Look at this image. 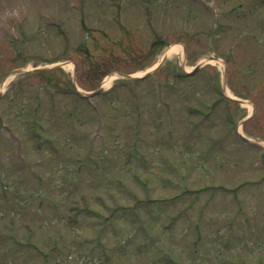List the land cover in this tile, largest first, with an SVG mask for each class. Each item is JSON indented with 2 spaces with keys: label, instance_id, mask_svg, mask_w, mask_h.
<instances>
[{
  "label": "rangeland",
  "instance_id": "1",
  "mask_svg": "<svg viewBox=\"0 0 264 264\" xmlns=\"http://www.w3.org/2000/svg\"><path fill=\"white\" fill-rule=\"evenodd\" d=\"M64 1L0 0V92L9 78L15 81L0 99V263L44 264L37 252L24 251L3 237L10 234L13 213L17 219L13 230L18 236H29L23 228L26 221L38 229L35 250L45 239L50 257L54 255L48 264L57 258L58 264H164L162 256L168 251L186 264H264V148L245 143L236 133L239 125L244 134L264 144V1L214 0L215 4L206 3L209 8L204 9L192 0H153L152 25L142 0H86L83 8L80 0ZM21 15H25L22 49L26 57L8 41ZM53 16L66 18L72 30V46L66 54L76 61L77 83L84 90H93L101 82L93 80V58L107 57L116 69L131 72L139 68V72L160 60L168 46H177L179 52L170 54L145 80L126 79L114 93L97 95L100 111L74 94L51 98V80H58L61 87L72 86L73 63L56 67L49 82L40 71L8 73L52 64L35 56L37 52L51 60L65 56H60L61 37L53 28H45V21ZM82 39L89 53L81 50ZM213 53L229 59L225 70L221 62L210 61L193 77H176L183 66L191 69ZM113 74L108 73L103 82ZM224 79L230 92L254 103L251 118L247 119L253 106L226 99L215 90L217 86L222 89ZM41 89L40 119L58 143L57 152L45 143L44 148H37V141L29 135L41 127L28 124L29 105L38 104ZM132 90L141 97L136 98ZM188 103L200 104L204 112L189 113ZM135 105L142 107L141 137L134 133ZM6 123L13 127L15 142ZM133 139L141 140L137 150ZM216 140V148L206 158L204 151ZM219 142L224 146L219 147ZM23 158L33 164L31 173L24 172ZM135 171L147 180L149 193L134 178ZM35 173L43 179L40 185ZM207 185L220 187L216 196H210L213 187L199 194L190 192ZM229 187L239 189L238 194ZM78 190L89 191L90 206L109 215L110 220L104 222V248L95 241L80 244L76 240L97 236L104 225L99 226L96 218L86 216L71 223L60 216L69 212L70 197L78 196ZM132 192L137 203L127 195ZM98 193L111 206L104 205ZM41 199L45 203L39 204ZM119 204L135 205L138 210L136 214L129 213L131 209L119 211ZM205 205H209L207 210ZM56 207L58 218L50 219ZM182 208L185 216L173 229H164V223ZM230 219L234 220L231 226ZM54 221L62 233L51 228ZM138 224L148 227V235L158 234V240L144 238ZM231 228L235 241L224 248L222 240ZM144 240L148 248L144 245L143 251L138 250L137 244ZM26 244L27 240H21L17 246L27 248Z\"/></svg>",
  "mask_w": 264,
  "mask_h": 264
},
{
  "label": "trees",
  "instance_id": "2",
  "mask_svg": "<svg viewBox=\"0 0 264 264\" xmlns=\"http://www.w3.org/2000/svg\"><path fill=\"white\" fill-rule=\"evenodd\" d=\"M82 44H81V50L84 51L85 53H89V47L87 45V42L85 39H82ZM127 51V50H126ZM114 54V53H112ZM92 55V53H91ZM135 58H138L137 56H134ZM93 58V57H92ZM144 58L138 59L139 62H142ZM93 65H92V71L94 72L93 75V80L98 81L100 78H102L103 75H105L108 71L114 69V62L112 59L105 57V59H102L101 61L99 60H94L92 59Z\"/></svg>",
  "mask_w": 264,
  "mask_h": 264
},
{
  "label": "bare ground",
  "instance_id": "3",
  "mask_svg": "<svg viewBox=\"0 0 264 264\" xmlns=\"http://www.w3.org/2000/svg\"><path fill=\"white\" fill-rule=\"evenodd\" d=\"M174 52H179V48H178L177 46H172V47H170V48L166 51V55H170V54H172V53H174ZM116 77H117L116 75H113V76H109L108 78H106L105 81H104V86H105L106 88L109 87V86H111V85L113 84V82H114V80H115ZM11 79H12V78H9V79L6 81L4 87L6 86V84H7ZM245 101H246V100H245ZM245 103H247V102H245Z\"/></svg>",
  "mask_w": 264,
  "mask_h": 264
},
{
  "label": "water",
  "instance_id": "4",
  "mask_svg": "<svg viewBox=\"0 0 264 264\" xmlns=\"http://www.w3.org/2000/svg\"><path fill=\"white\" fill-rule=\"evenodd\" d=\"M98 91H99V90L95 91V92L92 93V94H96V93H98ZM78 93H79V94H83V93H80V92H78ZM92 94H88L87 96H90V95H92ZM83 95H85V94H83ZM0 96H1V95H0ZM242 137H243V139L249 141L246 137H244V136H242Z\"/></svg>",
  "mask_w": 264,
  "mask_h": 264
}]
</instances>
